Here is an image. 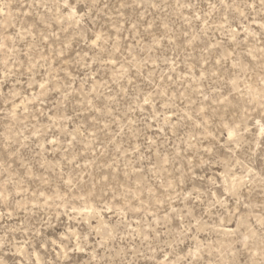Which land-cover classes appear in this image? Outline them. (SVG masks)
Instances as JSON below:
<instances>
[{"label":"rangeland","instance_id":"rangeland-1","mask_svg":"<svg viewBox=\"0 0 264 264\" xmlns=\"http://www.w3.org/2000/svg\"><path fill=\"white\" fill-rule=\"evenodd\" d=\"M0 264H264V0H0Z\"/></svg>","mask_w":264,"mask_h":264},{"label":"snow or ice","instance_id":"snow-or-ice-1","mask_svg":"<svg viewBox=\"0 0 264 264\" xmlns=\"http://www.w3.org/2000/svg\"><path fill=\"white\" fill-rule=\"evenodd\" d=\"M147 103V101H145Z\"/></svg>","mask_w":264,"mask_h":264}]
</instances>
